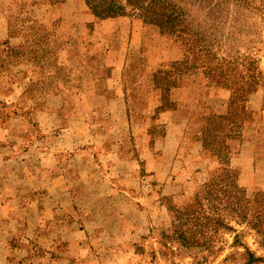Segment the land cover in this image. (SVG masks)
Listing matches in <instances>:
<instances>
[{"label": "rangeland", "instance_id": "obj_1", "mask_svg": "<svg viewBox=\"0 0 264 264\" xmlns=\"http://www.w3.org/2000/svg\"><path fill=\"white\" fill-rule=\"evenodd\" d=\"M166 1L175 9L167 8L168 14H177L167 21L173 27L162 33L147 22V28L143 27L144 36L157 40L152 42L155 46L151 49L144 50L145 45H142L140 54H127L135 49L127 39L134 29L132 26L119 29L120 14L117 20L100 24L97 30L82 18L79 20L84 24L76 18L64 17L56 30L59 46L65 48L64 40L72 33L87 40L93 37L95 41L88 42L94 44L91 51L97 53L101 47L98 40L107 37L112 42L119 41L115 52L110 53L109 63L117 79L108 71L104 74L99 82L98 101L107 102L117 95L122 97L131 91L130 86H139L146 78L167 90L172 86L168 78L175 74L177 80L173 85L194 92L198 98L196 104L207 103L211 94L218 96L211 104L213 110L219 109L218 113L201 115L197 111L195 122L191 103L181 104V120L180 116H172L171 122L156 124V134L160 135L167 133L169 124L175 126L170 129V138L162 136L145 143H131L126 150L136 155L132 161L125 160L118 170L91 172L86 179L90 186L82 182L73 187L75 197L55 198L56 202L67 201L65 205L76 212L75 220L83 217L90 231L83 243L90 245L92 251L76 249L70 259L69 256L56 259L44 255L42 264H248L247 250L264 259V0ZM43 2L0 0V8L11 9L13 40L18 43L20 37L33 40L39 51L50 52L45 51L50 48L47 34L31 23L30 14L35 5H43ZM96 6L110 14L108 5ZM133 11L127 8L124 13L142 22L136 10ZM71 20L78 26H72ZM188 25L191 30L186 31ZM177 30H185V33ZM35 36L37 41L41 38L40 44H36ZM166 36L171 39H158ZM32 48V43H26V52ZM30 54V58L21 59L23 71L17 68L15 61L3 62L7 72L0 76V97L8 99L20 95L32 100L42 95L45 102L61 96L59 98L70 99L75 104L80 88H67L66 82L71 79L56 77L59 93L41 85L57 68L65 69L61 59L55 60L57 68L54 65L49 69L45 65L47 58L35 56L34 52ZM36 66L44 70L30 83ZM95 67L96 63L88 60L87 69ZM12 74L26 84L27 94L5 90ZM92 80L93 76L87 77V81L92 83ZM120 82L123 90L114 92L112 87ZM158 102H163L158 111L174 112L171 102L167 103L166 99ZM150 107L154 106L148 103L138 106L142 116ZM95 108L106 114L110 107ZM148 151L153 152L155 160H151L156 170L147 171L143 167L141 160H148L145 156ZM108 178L116 187L108 183ZM0 190L9 195V188H3L2 183ZM88 210L92 212L86 213ZM90 214H97V219ZM40 216L39 212L28 213V218L21 223L26 233L37 224L34 226L39 230L37 239L32 235V242L47 249L55 235L68 226L69 220L59 218L49 229H40ZM82 225L80 220L78 225L69 227ZM83 239L75 236V242ZM27 264L35 263L30 260Z\"/></svg>", "mask_w": 264, "mask_h": 264}, {"label": "crops", "instance_id": "obj_2", "mask_svg": "<svg viewBox=\"0 0 264 264\" xmlns=\"http://www.w3.org/2000/svg\"><path fill=\"white\" fill-rule=\"evenodd\" d=\"M42 4L35 5L30 14L31 23L37 25L42 32L45 31L50 48L53 44L54 28L64 17L76 18L80 23H83L79 20L82 18L91 25L90 19L109 20V14L102 12L100 6L88 7L86 0H44ZM1 17L3 18L0 19V33H4L8 29V13L3 12ZM118 26L133 27L134 31L129 38L132 46H135V49L131 50L133 53H139L142 45H145L144 50L155 46L152 42L157 39L154 41L147 39L143 34V23L132 18L130 14L121 13ZM81 37L86 43L95 41L93 37L92 40ZM34 38L36 44L42 41L41 38L37 41V36ZM159 38L171 39L169 36ZM50 48L45 51H51L53 47ZM34 54L42 57L46 56L47 52L38 50ZM27 57H31L29 51L22 54V61ZM5 71L0 60V76H3ZM33 74L36 75V68L33 69ZM176 80L175 74L169 77L168 81L172 86L164 90L146 78L141 87L127 92L122 97L113 96L107 102L98 101L99 83L86 84L78 89V100L75 104L70 99L59 98L61 96L45 102L37 96L32 100H26L21 96L8 99L0 97V170L5 171L4 174L0 172V183L3 184V188H9L10 191L7 195L4 190H0V264H27L30 260L35 264H42L44 255L56 259L69 256L70 259L76 249L92 251L90 245L83 243L85 236L90 233L83 217L79 216L75 220L76 212L69 205H65L67 201L56 202L55 198L75 197L73 187L82 182L85 186H90L86 179H89L91 172L104 169L118 170L124 166L125 160L132 161L136 155L126 150L131 143L134 145L137 142L145 143L146 140L162 136L170 138L172 136L170 129L175 126L169 124L167 133L160 135L156 134V124L159 121L171 122L172 116H180L183 109L181 104L191 103V116L195 122L197 111L201 115L218 113L219 109L213 110L211 105L218 96L211 94L207 98V103L196 104L198 99L196 94L176 88L173 85ZM72 88L75 89L73 85ZM112 88L115 89L114 92L123 90L119 85ZM164 99L174 105V112L164 109L158 111L159 105L163 104L158 100ZM141 103H148L154 107H150L142 116L138 108ZM102 105L110 107L107 108L106 114L95 108ZM223 110L220 109L219 113ZM159 114L160 118H157ZM178 118L181 120V116ZM150 144L152 147V143ZM152 154V151L146 152L148 160H141L147 171L156 170L155 162L151 160L154 159ZM107 180L110 185L116 187L110 178ZM37 199H40L39 202ZM36 212L41 214L40 229L45 227L49 229L59 218L69 220L68 226L62 228L63 231L59 235H55L47 249L39 247L37 242L35 246L32 242V235L37 239L39 231L36 230L37 224L34 223L36 227L33 226L32 231L26 233L21 223L28 218V213ZM91 212L88 210L86 213ZM90 215L97 219L95 218L97 214ZM80 220L82 226L69 227L78 225ZM69 234L77 236V239H84L82 242H75V236L69 239ZM33 255L36 258L32 257Z\"/></svg>", "mask_w": 264, "mask_h": 264}, {"label": "trees", "instance_id": "obj_3", "mask_svg": "<svg viewBox=\"0 0 264 264\" xmlns=\"http://www.w3.org/2000/svg\"><path fill=\"white\" fill-rule=\"evenodd\" d=\"M123 3H125V5H123ZM104 4L108 5L110 9V14L108 17L109 20L97 19V18L90 19V23H92V27L94 28V30H97V27L100 24H108V22H110L111 20L112 22L114 20H117V16L123 13L127 8H131L132 12H134L133 10H136L137 16H139L142 22L144 23L143 24L144 28H147L145 25L148 24L149 26H153V29L155 27L158 28L162 33L168 32L165 31V29H171L173 27L172 25L170 26L169 22L167 21L168 19H170V17L177 15L176 12L171 15L168 14V10L173 7L172 5L168 4L166 0H86V5L88 7H94L96 5H104ZM0 12L8 13V21H7L8 29L4 33H0L3 35L2 37H0V60L4 63L7 61H12V62L15 61L17 64V68L23 71L20 64H21L22 54L27 51L25 49L26 43L29 44L32 43L33 45V48L29 51L30 53L37 52L38 48L35 47V43L33 40L32 41L27 40L22 37H20L19 43L18 41L16 42L15 40H13L11 9L0 8ZM69 18L71 17L69 16ZM62 20L63 18L57 22L53 31V48L50 52H47V55L44 56V58H47L45 59V65L49 69H51V67H53L54 65L56 66V68L58 67L57 62L55 61L56 59H61V61L64 63L62 67H65V69L57 68L56 71L52 72L51 77L45 83L44 80L41 81V85L43 87H46L47 90L59 93L61 92L60 84L56 82V77H65L68 80L71 79L70 82H66V84L68 85L67 88L68 87L71 88L70 86L73 85L75 89L78 87L81 88L82 86L91 83V81H87L88 76H93L92 83H99L101 78L104 76V74L107 71L113 74L115 79H117L116 77L117 74H115L113 68H110L109 63L111 62L110 53L115 52L114 51L115 47L118 45L119 41L117 42V39H115V41L112 42V40L108 39L107 37H104L103 40L102 39L98 40L99 41L98 44L101 45L98 54L95 51L94 52L91 51V48L94 46L93 43L83 42L81 35L72 33L70 37H67L64 40L66 47L65 48L60 47L59 37L57 35L56 30L58 25L62 22ZM72 23H73L72 26H78L74 24L73 21ZM189 26L190 25H188L186 31L191 30ZM118 27L119 29L122 30H124L125 28L120 26ZM175 28L177 27H174L173 29ZM175 31L176 30H173V32ZM177 31L185 33V30H177ZM129 38L130 36L127 37V39ZM127 54L132 56L135 55V53H133L132 51L127 52ZM103 59L107 60V62L106 63L100 62L99 64H97L98 63L97 61ZM88 60H91V62H95L96 67L93 69H87ZM75 63L77 66L75 65ZM35 68H36V75H34V77H31L32 79L29 80L30 83L34 82L35 81L34 79H36L37 75L44 70L42 66H36ZM6 72L7 71H5V74ZM16 74L20 75L19 71H16ZM142 85H143V81L139 86H130L129 89L134 90L141 87ZM119 86H122L121 82L119 83ZM4 88L5 90L14 89L15 91L22 93V95L27 94L26 84L20 82L18 78H16L15 75L13 74L9 78L7 84H5ZM126 89L127 88H125V90ZM1 90L2 88L0 85V95L2 93ZM37 97L43 99L42 95H38ZM246 256H247L248 264H261L264 262V259L256 257V254L250 250H247Z\"/></svg>", "mask_w": 264, "mask_h": 264}]
</instances>
